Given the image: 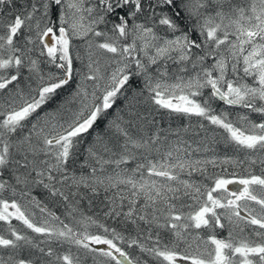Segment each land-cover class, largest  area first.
Wrapping results in <instances>:
<instances>
[{
    "label": "snow or ice",
    "instance_id": "obj_1",
    "mask_svg": "<svg viewBox=\"0 0 264 264\" xmlns=\"http://www.w3.org/2000/svg\"><path fill=\"white\" fill-rule=\"evenodd\" d=\"M89 261L264 264V0H0V264Z\"/></svg>",
    "mask_w": 264,
    "mask_h": 264
},
{
    "label": "trees",
    "instance_id": "obj_2",
    "mask_svg": "<svg viewBox=\"0 0 264 264\" xmlns=\"http://www.w3.org/2000/svg\"><path fill=\"white\" fill-rule=\"evenodd\" d=\"M80 62L79 61H76V68H77V71H79L80 69ZM42 67H45L44 65H42ZM75 87V84L73 85H70L69 88H66L64 89L62 92H61V96L58 98L57 100V103L60 102L61 99H63L64 97L68 96L69 93L71 92V90ZM138 91L137 87H136V84L135 82H133V88L129 90V92L127 93V96H128V99L125 100V99H122L120 101H118L117 103V106L118 108H123L125 107L129 101H131L132 103H135V100H133V96L135 95V93ZM55 105H53L54 107ZM218 107H224L222 104L220 105H217ZM142 109L145 108V107H150L148 105H141L140 106ZM154 117L155 118V121H156V127L159 128V129H162L164 130L165 132L169 131V130H182L184 129L185 127H189L190 128V131L188 133H184V139L188 140L190 143L194 140V139H200V137L196 136L195 135V118H193L191 124L189 122V120L185 117H180V116H177L175 114H168L165 110H160L159 112H156V111H151V114H150V119ZM104 132V123L101 122V124L95 129V131L87 136L85 138V144H88L92 141L93 137L97 134V133H100L102 134ZM203 135V133H201V136ZM209 136L212 135V133L210 132L208 134ZM193 147H196L195 144H193ZM213 148H215L216 150V153L217 154H223L225 152H227L229 155H232L235 153V149L234 148H231V147H225L223 145V143L219 144V145H215L213 144L212 145ZM80 160H83V156L80 157ZM77 169H79V165H77ZM256 171L258 172L259 169H256ZM38 196H42V193H37ZM50 207H52V210L55 211L58 215L62 214L64 212V209L63 207L61 206H58V205H51L50 204ZM85 211H87L89 214L93 213V212H96L98 211V209L96 207H93L92 209H88L87 206H85ZM63 218V216H62ZM221 236H225L226 235V232H222L220 233ZM89 264H91V261H89Z\"/></svg>",
    "mask_w": 264,
    "mask_h": 264
},
{
    "label": "rangeland",
    "instance_id": "obj_3",
    "mask_svg": "<svg viewBox=\"0 0 264 264\" xmlns=\"http://www.w3.org/2000/svg\"><path fill=\"white\" fill-rule=\"evenodd\" d=\"M41 60H43L44 58H40ZM231 187V186H230Z\"/></svg>",
    "mask_w": 264,
    "mask_h": 264
}]
</instances>
